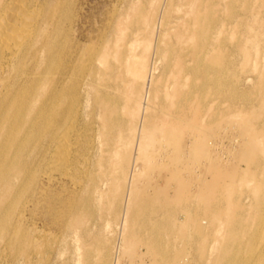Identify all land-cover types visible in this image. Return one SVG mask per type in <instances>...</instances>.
Returning a JSON list of instances; mask_svg holds the SVG:
<instances>
[{"label": "rangeland", "instance_id": "rangeland-1", "mask_svg": "<svg viewBox=\"0 0 264 264\" xmlns=\"http://www.w3.org/2000/svg\"><path fill=\"white\" fill-rule=\"evenodd\" d=\"M69 1L72 14L64 20L63 33L58 35L62 49H75L76 58L81 57L84 65L91 57L95 60L106 51L113 55L122 50L127 57H133L128 71L125 63L120 70L116 59L110 58L113 69L105 73L100 68L94 77V87L101 89L111 83L113 74L119 70L128 77L127 93L131 99L126 102L120 92L114 91L109 98L118 101L117 115L123 116L124 132L127 129L131 132L130 124L137 120L140 106L147 102L145 91L150 90L155 96L148 101V109L140 110L138 122L142 126L147 115L155 113V126L163 132L160 147L156 144L155 152L151 151L154 160L149 167H145L138 152H132L121 163L126 173L131 170L132 161L136 162L133 170L142 171L132 182L136 191L123 192L124 197L141 195L142 214L128 216L125 207L124 211L107 213L101 197L102 191L109 187L110 177L105 171L107 165L97 164V146L102 139L100 134L93 135L90 130L92 125L96 126V118L84 115L88 107L86 101L77 104L82 114L80 124L69 135L73 154L62 167L54 165L48 186L46 180L39 184L40 190L25 210L27 239L20 242H24V246L17 251L18 243L15 248L1 251V242L0 264H80L86 259L101 264L141 261L143 264H210L209 249L217 242L215 208H227L231 216L237 212L240 215L239 211L246 213L249 209L248 204L264 198V187H260L256 195L247 185L232 188L223 184L220 176L222 172L229 175L231 171V179L239 181L240 175L235 171L245 165L242 159L237 161L242 157L239 156L241 147L230 140L238 136L237 126L242 123L236 125L234 112L245 113V121L249 119L247 126L253 123L258 128L264 120V0ZM184 8L189 10L184 15L186 27L178 34L180 27L174 23L175 16L181 15ZM128 12H142L144 18L139 19L136 13L127 21L118 22L119 15ZM66 39L68 43H64ZM135 39L138 43L132 50L128 45ZM194 42L196 47L192 46ZM149 60L157 68L154 81L146 84L145 63ZM77 77L80 79L82 74ZM174 135L180 137V146H189L184 156H177L170 143ZM87 140L89 145L92 142L96 145L92 158H89L92 148H88ZM201 143H206L208 148ZM205 152L213 154L206 157ZM110 154L112 152L108 156ZM126 173L120 172L118 181L122 180L127 189H131L130 176L126 177ZM86 179L92 182L88 194L79 190ZM238 197L243 201L240 210ZM166 199L164 210L155 213L154 208ZM205 203H209V208ZM68 204H75L73 213L66 210ZM185 219L187 222L182 223ZM151 222H155L156 232L161 237V254L153 250L147 239V235H151ZM87 232L92 233L91 243L81 241ZM78 243L87 246L77 248ZM114 246L116 252H113Z\"/></svg>", "mask_w": 264, "mask_h": 264}, {"label": "bare ground", "instance_id": "bare-ground-1", "mask_svg": "<svg viewBox=\"0 0 264 264\" xmlns=\"http://www.w3.org/2000/svg\"><path fill=\"white\" fill-rule=\"evenodd\" d=\"M193 1L195 0H191ZM134 2L141 3L143 0L131 3ZM137 7L138 4L134 9ZM187 8L182 10L181 15L175 16L177 20L174 23L180 27L178 34L186 27L184 15L186 11H189ZM136 13L139 19L144 18L142 12ZM136 13L128 12L125 15H119L118 22L123 23ZM71 14L69 0H0V243H3L1 251L15 248L18 243L20 248L17 251L23 248L24 242H20L27 239L24 223L28 216L25 210L40 190L39 184L46 180V186H48V183L52 181L54 165L62 167L73 154L74 149L69 142V135L74 127L80 124L82 114L80 105L85 101L88 107L84 115L88 114L90 117L94 115L96 118V126L92 125L90 130L93 135L100 134L102 139L97 146L99 155L97 164L100 167L107 165L105 171L110 177L109 187L102 191L101 197L103 205H106L105 211L114 213L125 207V214L127 213L128 216L131 213L134 217L142 214L141 195L138 191V196L134 194L123 196L124 191L126 193L129 191V194L130 191H136V187H132V182L142 171H134L136 162L132 161L131 170L126 173L121 163L132 152L142 155L145 167L153 163L154 155L151 151L156 144H159L158 148L160 147V136L163 132L155 126L154 112L147 115L145 124L142 126H139L138 119L142 114L140 110L148 109L150 107L148 101L155 95L150 90L145 91L146 104L140 106L137 120L134 124H130L131 132H128V129L124 132L123 116L117 115V111L120 110L118 101L109 98L112 97L110 92L114 91L120 92L126 102L131 99L127 93L130 87L127 82L128 77L125 78L120 70L125 63V69L128 71L134 58L127 57L126 51L119 50V52H113V55L106 51L96 56L95 60L91 57L84 65L81 57L76 58L75 49L64 50L58 41V35L63 33L62 24L64 20L71 17ZM65 42L68 43L69 40L66 39ZM137 43L135 39L128 46L133 50ZM192 46L196 47V43L194 42ZM110 58L116 59L120 70L113 74L114 79H111V83L96 89L94 77L100 68L105 73L113 69ZM138 64L136 61L135 65ZM156 68V64H152L150 60L145 63L146 84L154 81ZM78 74H82L80 79L77 77ZM125 111L128 110L124 109ZM233 117L236 125L242 123L237 126L239 127L238 136L230 140H234L236 146L241 147L239 153L241 152L242 155L240 153L239 156L242 157L237 156V161L240 162L242 159L241 162L244 161L245 165L239 166L235 171V174L240 175L239 181L231 179L233 174L230 173L231 171L229 175L228 172L221 171L220 176L223 177L224 182L221 181V177L220 181L231 185L232 188L247 185L246 187H251L252 193L257 195L258 189L264 187V120L258 128H255L256 125L253 126V123L246 125L249 119L245 121L247 116L244 112L236 111ZM179 140L180 137L175 135L170 138L171 145L180 157L189 152V146L187 144L180 146ZM88 141H86L88 148H92L89 158H92L93 148L96 145L94 142L89 145ZM190 143L191 140L188 144ZM204 146L208 148L206 143L203 144ZM110 152L112 154L108 156ZM206 154L208 153L205 152V156ZM211 155L208 154V156ZM74 158L75 155L72 159ZM120 172L126 173V177L130 176L131 189H127L126 183L122 180L118 181ZM102 176L106 179L104 170H102ZM227 177H230V180ZM91 183L86 179L82 184L83 188L79 190L88 194ZM22 197H25L24 201L21 200ZM239 197L237 206L240 210L243 206L241 200L244 197L241 196L242 199ZM260 199L257 198L251 205L247 202L249 209H246V213L239 211L240 215H237V212L231 216L227 208H215L216 212L212 211L218 216V227L215 229L217 242L213 243L209 249L210 264H264V198ZM167 203L168 199L161 201L158 207L154 208L155 213L162 212ZM205 204L207 206L209 203ZM66 210L73 213L75 204H68ZM77 218L75 214L76 222ZM187 220H183L182 223ZM182 223L181 226L184 225ZM149 231L151 235H147V239L151 241V247L154 251H158V254L163 253V250H160L161 237L156 232L155 222H151ZM81 241L91 243L92 233L87 232ZM86 246L85 243H78L77 248ZM28 250L30 251V248ZM116 250L114 246L113 252ZM88 251L91 250L88 249ZM143 263L141 261L140 264ZM80 264H101V262L86 259Z\"/></svg>", "mask_w": 264, "mask_h": 264}]
</instances>
